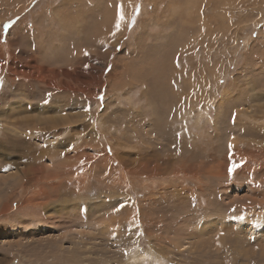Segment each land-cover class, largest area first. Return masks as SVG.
Listing matches in <instances>:
<instances>
[{
	"label": "rangeland",
	"instance_id": "rangeland-1",
	"mask_svg": "<svg viewBox=\"0 0 264 264\" xmlns=\"http://www.w3.org/2000/svg\"><path fill=\"white\" fill-rule=\"evenodd\" d=\"M0 264H264V0H0Z\"/></svg>",
	"mask_w": 264,
	"mask_h": 264
},
{
	"label": "bare ground",
	"instance_id": "bare-ground-1",
	"mask_svg": "<svg viewBox=\"0 0 264 264\" xmlns=\"http://www.w3.org/2000/svg\"><path fill=\"white\" fill-rule=\"evenodd\" d=\"M190 8V7H189ZM58 17V16H57ZM56 22V21H55ZM31 45V44H30ZM66 54V53H65ZM111 55V54H110ZM109 52L104 56L105 57V59L104 58H101L100 59V68L98 69V71H96L95 72V70L94 69H92V67H91V70L93 71V72H95L96 74H98L97 76V78H96V80H97V82H95V76L93 77L92 75H91V72H88L87 70H85L83 73H81L79 76H81L82 78H83V81L85 82V85H91V83H94L95 82V86H97V85H100V84H102L103 83V79H102V76H103V74H104V72H105V69H106V67H107V61H108V58H109ZM30 61V60H29ZM99 61V60H98ZM26 64V63H25ZM13 66V65H12ZM25 66V65H24ZM23 71V70H22ZM51 71V70H50ZM44 76V75H43ZM62 75L61 74H59L57 71L56 72H54V71H52V74H51V78L52 79H54V80H56V81H53L54 83H52V82H50L49 83V86H48V91L49 92H52L53 93V96H56V94H60L61 92H63V90H68L69 91V93L71 94V96H70V98L71 99H73L75 96L74 95H76V92H77V90H74L73 89V86H71V82L72 83H74L73 82V78H72V75H70V73H68V72H66L65 74H64V77L65 76H67V78L68 79H65V81H61V79L63 80V78L61 77ZM41 78H42V76H41ZM108 78V77H107ZM111 78H113V77H111ZM33 79V78H32ZM36 80V79H35ZM45 81V80H44ZM52 81V80H51ZM60 81V82H59ZM61 83V84H63L61 87H57L55 84L56 83ZM38 83V82H37ZM77 83V82H76ZM34 85V84H33ZM39 87V86H38ZM37 87V88H38ZM77 88V87H76ZM86 88V87H85ZM93 88V87H92ZM38 90V89H37ZM76 91V92H75ZM87 92H88V94H92L93 93V91H91V89H87L86 88V91H85V93L83 92L82 94H85V95H83V96H80L81 98H83V97H86V99H88V103L87 104H89V103H92V100L90 99V97L87 95ZM79 93H80V91H79ZM49 95V94H48ZM59 98L58 99H61V96H58ZM62 97H64V96H62ZM55 98V97H54ZM91 98H92V95H91ZM75 99H78V97L77 98H75ZM78 102V101H77ZM57 103H59L58 101H54V99H53V101H52V104H56L57 105ZM47 104V103H46ZM27 105V104H26ZM74 105V104H73ZM20 106V105H19ZM21 106H22V104H21ZM59 106H60V104H59ZM23 108V107H22ZM54 109V108H53ZM87 110H89V109H87ZM86 110V111H87ZM84 114V113H83ZM82 114V115H83ZM41 115V114H40ZM86 115H88V114H86ZM53 117V116H52ZM58 117V116H57ZM57 117H55V118H50V120L52 121L53 119H55V121H62V123H64V124H66V122H71V120L69 121V119L67 120V119H65L64 117H62V118H60V119H58ZM82 118V117H81ZM41 119V118H40ZM74 122V121H73ZM79 122V121H78ZM83 123H84V121H83ZM73 124V123H72ZM47 125V124H46ZM13 126V125H12ZM30 126V125H29ZM13 130V129H12ZM54 168V167H53ZM27 172V171H26ZM26 172H24V173H26ZM30 172V171H29ZM28 173V172H27ZM26 173V174H27ZM26 174H24V175H26ZM38 176V175H37ZM28 177V176H27ZM54 177V176H53Z\"/></svg>",
	"mask_w": 264,
	"mask_h": 264
},
{
	"label": "snow or ice",
	"instance_id": "snow-or-ice-1",
	"mask_svg": "<svg viewBox=\"0 0 264 264\" xmlns=\"http://www.w3.org/2000/svg\"><path fill=\"white\" fill-rule=\"evenodd\" d=\"M123 18H124V17H123V11H121V13H120V19H121V21L123 20ZM116 27H117V29H119L120 25L117 24ZM85 54L87 55L88 53L85 52ZM235 169H236V165H233L232 168L229 169V172L232 173V172L235 171Z\"/></svg>",
	"mask_w": 264,
	"mask_h": 264
}]
</instances>
